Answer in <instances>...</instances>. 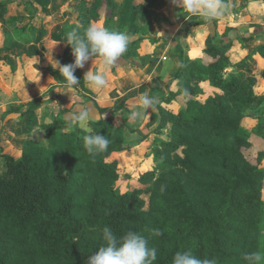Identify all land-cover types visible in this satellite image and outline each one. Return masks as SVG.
<instances>
[{
	"label": "trees",
	"instance_id": "1",
	"mask_svg": "<svg viewBox=\"0 0 264 264\" xmlns=\"http://www.w3.org/2000/svg\"><path fill=\"white\" fill-rule=\"evenodd\" d=\"M173 2V0H167ZM91 3V7L89 6ZM163 0H79L76 21L66 26L57 38L73 27L81 32L92 21V11L105 9L104 27L111 25L113 13L120 9L122 20L133 25L140 12L162 5ZM14 2L0 0V23L20 28L12 13ZM56 14L45 18L48 27ZM144 36L130 40L121 57L138 52ZM253 38L252 36L247 37ZM53 44V42H52ZM49 53L61 64L74 62L72 47L52 45ZM54 46V47H53ZM229 42L205 40L204 53L211 58L187 55L172 81L165 99L173 108L159 106L161 120L157 132L171 124L170 138L156 140L154 155L162 163L140 178L150 189H117L121 179L114 153L131 145L125 133L128 119L113 113L89 121L93 132L105 135L107 151L93 159L83 147L80 128L73 133L56 118L39 122L47 132V142L28 139L19 156L0 148V264H86L104 245L102 229L110 227L116 235L135 231L149 238L157 249L154 264H172L177 252L190 251L215 264H247L245 254L264 253V93L257 92L249 72L234 68ZM20 45L4 47V55L22 52ZM91 59H101L93 57ZM56 64H49L43 87L65 83ZM191 73L202 76L212 90L202 98L200 84L191 83ZM74 75L87 87L84 73ZM256 123L249 127V120ZM150 193L149 207L142 195ZM151 229H159V236Z\"/></svg>",
	"mask_w": 264,
	"mask_h": 264
},
{
	"label": "rangeland",
	"instance_id": "2",
	"mask_svg": "<svg viewBox=\"0 0 264 264\" xmlns=\"http://www.w3.org/2000/svg\"><path fill=\"white\" fill-rule=\"evenodd\" d=\"M8 1L14 2L12 13L21 22L20 28L12 27L7 21L0 23V49L20 45L23 50L20 55L0 53V148L19 156L28 139L46 143L47 132L39 122H53L56 118L68 121L60 127L76 133L79 127L67 119V115L78 107L87 106L93 114L97 112L104 119L113 113L122 115L128 119L129 128L125 136L132 140L131 145L120 154L114 153L111 158L118 161L121 179L115 187L122 191L150 189L140 177L153 169L159 173L163 171L162 163L154 155V147L156 140L170 138L171 124L162 130V134L157 132L161 120L159 106L173 108L176 105L175 101L167 105L165 99L170 96L174 86L172 79L187 55L211 60L203 51L207 37L213 36L216 42L232 40L230 56L234 68H230V72L243 68L245 60L253 54L262 67L264 64L259 57L262 52L264 56V17L261 20L254 17L256 14H249L240 3L236 4V0H222L227 10L211 20L199 15H184L178 3L163 0L162 5L149 7L146 13L140 12L131 26L129 18L122 20L119 8L113 13V28H121L124 24L122 32L129 36V40L145 38L138 50L140 55L136 57H119L116 64L108 68L104 67L102 58H90L85 63L81 69L83 73L90 69L106 72L108 83L104 89L93 91L88 84L87 87L79 84L70 87L66 83L43 87L46 68L49 64H56V58L48 48L52 42L56 46H66L63 34L60 38L57 35L76 21L79 0ZM55 14L57 19L46 33H42L46 27L44 19ZM105 14V9L99 13L93 10V23L104 27ZM252 35L253 38H247ZM191 83L200 84L203 89V94L196 98H202L212 90L202 76L193 73ZM263 88L260 86L259 92L264 93ZM143 94L155 97L157 103L147 111L142 121L130 123V113ZM91 120L95 119L90 117ZM255 123L256 120L251 119L246 125L251 127ZM257 143L256 150L264 147V140H257ZM4 168L5 163L0 160V171ZM259 168L264 171V161ZM142 197L148 208L150 193L145 192ZM261 257V264H264V253Z\"/></svg>",
	"mask_w": 264,
	"mask_h": 264
},
{
	"label": "clouds",
	"instance_id": "3",
	"mask_svg": "<svg viewBox=\"0 0 264 264\" xmlns=\"http://www.w3.org/2000/svg\"><path fill=\"white\" fill-rule=\"evenodd\" d=\"M182 6L184 15L193 14L203 16L209 20L222 16L227 6L222 0H173ZM72 47L74 62L61 64L56 60V67L59 69L64 82L70 87L80 83L74 75L78 68H84L85 63L93 57H101L105 68L114 66L119 57L127 50L130 42L129 36L124 32L111 31L96 23L89 25L81 32L79 26L73 27L66 33L64 39ZM83 80L93 91H100L107 86V74L100 70L92 69L84 73ZM157 103L155 97L143 94L139 97V103L130 113L129 121L139 122L145 114ZM90 117L95 120L104 119V116L85 106L75 109L67 115V119L74 122L83 130V147L87 153L95 159L96 156L107 151L110 144L105 135L93 132L89 127ZM153 235L161 234L159 229H151ZM104 245L99 251L91 255L86 264H154L157 259V249L149 246V238L135 231H128L123 236H117L114 231L105 226L102 229ZM247 264H261L262 257L259 252H252L244 256ZM172 264H215L214 260L200 259L190 251L177 252Z\"/></svg>",
	"mask_w": 264,
	"mask_h": 264
},
{
	"label": "crops",
	"instance_id": "4",
	"mask_svg": "<svg viewBox=\"0 0 264 264\" xmlns=\"http://www.w3.org/2000/svg\"><path fill=\"white\" fill-rule=\"evenodd\" d=\"M236 2H237L236 4L239 3L241 4L243 10L247 9L249 11V14H256L254 15V17H260L259 19L261 20H262L261 17H264V0H243V1L236 0ZM262 27H264V21L262 23ZM262 56H263V52L259 54V57L261 60H264L263 58L264 56L263 57ZM244 67L245 70L249 72V77H248L249 80L254 83L256 87V91L259 92L260 86L264 87V64L262 67V64L260 63L258 58H256L253 54L247 59Z\"/></svg>",
	"mask_w": 264,
	"mask_h": 264
}]
</instances>
